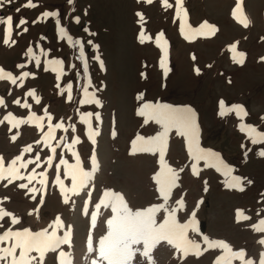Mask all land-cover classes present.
Listing matches in <instances>:
<instances>
[{"label":"rangeland","instance_id":"1","mask_svg":"<svg viewBox=\"0 0 264 264\" xmlns=\"http://www.w3.org/2000/svg\"><path fill=\"white\" fill-rule=\"evenodd\" d=\"M26 2L11 0L0 7V17H13L8 45L3 43L6 25L0 24V67L17 80L16 84L0 80V98L5 102L0 105V120L11 112L17 120L28 121L16 127L12 126L15 121L0 123V157L7 168L20 155L15 168L23 177L9 176L13 179L11 184L7 179L0 180V209L19 221L12 224L11 216L4 217L0 220L4 225L0 235L9 228L29 229L33 233L55 230L61 238L70 233L69 243L46 253L43 264H60L67 259L59 256L60 251L70 254L72 264H91L97 253L88 252L89 240L98 249L100 237L107 232L106 221L113 215L101 206L96 225L92 226L91 215L97 211L95 205L105 190L121 193L133 210L164 203L153 179L161 171L159 153L133 154V141L138 135L147 139L163 131L145 105L169 106L191 109L200 148L215 153L231 168V176L240 178L239 187L244 190L229 187L224 169L205 166L203 160L197 164L198 175H194L188 140L178 135L175 127L170 128L165 162L177 170L179 187L173 189L166 207H177L175 200L183 197L185 208L176 214L180 223L192 219L190 214L195 210V223L190 226L188 237L200 248L189 247L185 256L182 250L161 241L150 250L151 261L137 253L132 264H215L218 257H224L220 264H227L230 254L208 248L204 236L209 241L228 243L233 252L244 250L245 259L259 264L264 245L258 241L264 238V232H256L251 226L264 219V155H260L264 143H251L239 126L249 124L264 132V0H242V12L237 11L235 18L232 13L237 0H184V34L181 18L176 16L175 0H169L173 7L167 9L161 0L152 4L144 0H74L72 4L67 0H33L36 7H22ZM45 11H58L59 16L45 19ZM21 17L28 23L18 26ZM75 17H79V23ZM245 17L250 21L247 27L241 22ZM38 18L39 22L34 23ZM56 19L80 45L61 38ZM205 21L215 26L214 34L208 29L200 30ZM24 28L28 30L25 32ZM28 48L32 49L31 55ZM239 53H244L243 64L237 62ZM97 56L99 60L95 59ZM24 72L29 75L24 77ZM86 86L89 96L94 94L99 105L82 103L87 98ZM30 91L33 96L28 95ZM15 100L21 103H14ZM24 104L30 107H23ZM233 105H242L248 115L243 120L235 111L221 115ZM87 113L93 114L89 119L92 130L98 133L95 144L88 138V125L81 120ZM57 123L63 128H55ZM14 135L15 141L11 139ZM74 139L79 142L70 150L68 145ZM28 146L32 151L23 152ZM52 148L56 151L52 152ZM73 152L79 156L80 167L92 172L87 187L78 194L61 191V184L64 189H71L72 181L71 175L65 174L69 169L60 161L75 165ZM27 161L32 163L20 166ZM207 163L215 164L216 158ZM31 177L35 178L30 182ZM19 184H26L27 188L22 189ZM238 210L250 219L238 222ZM163 216L161 210L158 223ZM57 218L61 226H57ZM11 243H0V247ZM139 247L142 250V245ZM198 253L203 254L197 258ZM31 255L37 257L32 264H39V254ZM231 264L243 262L233 257Z\"/></svg>","mask_w":264,"mask_h":264},{"label":"snow or ice","instance_id":"2","mask_svg":"<svg viewBox=\"0 0 264 264\" xmlns=\"http://www.w3.org/2000/svg\"><path fill=\"white\" fill-rule=\"evenodd\" d=\"M5 2L10 3L11 0H0V7L3 6ZM69 4H72L74 0H67ZM147 4H152L154 0H144ZM163 6L167 8L173 7L169 0H161ZM184 0H175L176 6V16L177 18H181V11H183V15L187 16V10L183 7ZM242 0H237L236 8L233 10V17H236L237 11L242 12ZM37 5L33 3V0H27V2L22 5L25 8H33ZM17 12L20 11V8L16 9ZM138 16L143 19V15L141 13H137ZM58 11H45L42 14L43 18L48 17H58ZM34 23L39 22V18L37 21H33ZM75 22L79 23V17H75ZM245 27L248 26L250 21L247 20L245 17L241 21ZM28 21L21 17L18 22L19 25H25ZM0 24L6 25L4 28V36H3V43L5 45L9 44L12 27H13V17L7 16L6 18L0 17ZM56 25L58 33L60 34L61 38H67L69 42L74 43L75 45H80L79 40L73 41V38L68 35L67 30L64 27L60 26V20L56 19ZM208 29L212 34L215 33L217 30L215 26H210L207 21L203 22L200 26V30ZM28 29L24 28L26 32ZM86 30V29H85ZM185 24L183 19L181 18V33L184 34ZM189 31H192L189 26ZM163 34H161L162 36ZM185 38H189L186 36ZM144 37L142 35V41ZM12 43H15L13 40ZM91 43V41H88ZM232 49L235 50V45H232ZM28 54H32V49L28 48ZM167 55V51L165 49V56ZM240 59L237 61L240 64L244 63V53L238 54ZM80 57L83 60L84 52L83 48L81 47L80 50ZM96 60H99V57H95ZM235 59V57H234ZM261 59H264L262 57ZM37 63L39 61L37 60ZM55 63L59 64L60 61H55ZM163 65V62H162ZM101 62V67H102ZM17 67H23V65H17ZM88 65L84 63V71L87 74ZM198 71V70H197ZM29 75L28 72H24L23 76L27 77ZM59 79V76L57 77ZM0 80H8L12 84H16L17 80L11 72L5 71L2 67H0ZM90 85V81H89ZM72 85H68V90L70 92ZM85 100L82 103H95L97 105L100 104V101L96 99L95 95L92 94L89 96L88 94V87L84 88ZM29 96H33L34 92L30 91L28 93ZM68 99L71 100L72 97L69 94ZM37 103H39V98H36ZM4 99L0 98V105H4ZM14 103L20 104V100H15ZM221 108L224 109V102L221 101ZM23 107H30L28 104L22 105ZM145 109L149 111L151 119H153L156 123L160 124L163 128V131L157 134L156 136L150 137L145 139L144 137L137 136L136 140L133 141V154L137 151L139 152H147L156 154L159 153V163L161 165V171L158 172L154 177V181L159 186L158 192L160 197L163 198L164 203L154 204L144 209H131L127 202L125 201L123 195L121 193H116L111 190H105L103 193V197L96 203L95 208L96 212H93L91 215V223L92 226L95 227L97 222V217L101 206L105 209H110L111 213L113 214L110 219L106 221L107 225V232L105 235H102L99 239V247L98 249H94L92 246L91 239L89 240V247L88 252L97 253L95 258L91 260V264H132V261L136 257L137 253L140 256L148 258L151 261L152 257L150 255V250L158 245L161 241L167 242L168 245L173 246L177 251H183L184 255L188 254V248L192 247L195 249L200 248V244L197 243L195 240L189 239L188 237V230L190 226L195 223V216L196 212L193 210L191 212L192 219L187 220L184 223H180L177 219V212L182 211L185 208V202L183 197L181 196L179 199L175 200V204L177 207H172L169 209L166 207L167 202L173 195V189L178 188V174L177 170L170 167L165 162V149L167 145V138L170 128L175 127L177 129V134L184 136L188 140V154L190 158L194 161L192 164V172L194 175H198L197 172V164L200 161H205V166H213L216 167L217 170L224 169V174L228 177L226 181L229 187H239L240 185V178L239 177H232L231 176V168L227 165H224L222 161L216 157V154L209 151H205L204 149L200 148L197 138V129L195 125L194 113H192L191 109L186 110H178L172 109L169 106H163L160 108H153L151 105H145ZM235 111L237 116L243 120L245 116L248 115L246 110L242 105H233L229 108H226L224 111L221 112V115H226L228 112ZM141 115H145L144 111L140 112ZM92 113H87L85 116L81 117L83 123H86L89 128L88 138L95 144L94 137L98 135L97 132L92 130V125L90 122V117ZM96 119L99 120V114H95ZM261 119H264L262 117ZM5 121L12 122L15 121L13 127H16L22 123H28L25 120H17L16 117L9 112L6 116H4L3 120H0V123H4ZM240 130L245 132L246 135L251 140V143H264V132L258 131L255 126L249 124H241ZM55 128L60 129L63 128V124L57 123ZM74 130V129H73ZM51 135V132H49ZM13 141L17 139V136L14 135L11 137ZM78 139H74L72 144L68 145L69 149L71 150L76 143H78ZM137 142H140L139 147H137ZM31 146L25 147L23 152L28 153L31 152ZM56 149L52 148V152H55ZM260 155H264V152H261ZM73 156L76 157V164L75 165H67V162L61 160V164H65L66 167L69 169L66 172V175H71L72 187L71 189H64L63 185L61 184V191H72L74 194H78L79 191L85 187H87L90 177L92 176V172L85 171L83 168L80 167V159L76 152H73ZM216 158L215 164H208L207 161L210 158ZM40 157L37 156V160ZM93 166L95 165V157L92 158ZM21 160V156L17 155L14 159H12L7 168L4 166L3 157H0V180L7 179L8 184L13 183V179H23L19 175V170L15 168V165L18 161ZM52 157L48 158L49 164L51 163ZM28 163H32V161H27L22 163L21 167H27ZM34 171V169H33ZM179 171H183L180 169ZM43 175V173H41ZM12 176L13 179H9L8 177ZM35 177L30 178L34 179ZM57 182L60 183L59 177H57ZM41 184H44V181H40ZM206 183V182H205ZM250 184L251 181H248ZM7 186V185H5ZM19 187L24 189L27 188L26 184H19ZM240 191H243V187H239ZM264 195V194H262ZM35 199V196L32 197ZM4 199H8L5 197ZM65 203L68 202V197L65 196ZM43 203V201H41ZM163 210L164 216L162 220L158 223L157 222V214ZM12 217V224L18 223V219L10 212L4 211L0 209V220H3L4 217ZM250 217L244 215L241 211L238 210L237 212V221L240 220H249ZM57 226L60 225L59 218H57ZM4 225L0 224V228H3ZM256 232H264V219H261L258 224H253L251 226ZM195 231V229H193ZM204 241L208 244V248H219L225 250L227 254H230L227 264H231V258H237L243 262V264H255V262L249 258L245 259L246 253L244 250L233 252L231 247L228 243L222 240H213L209 241L207 236L203 237ZM11 240L12 243L8 247H0V264H32L34 260H37V257L32 256L31 253L36 252L39 254V264H43L45 254L48 252H55L60 249V246L63 244H67L70 241V233H65L63 238L58 237L56 235L55 230L49 233L47 230H42L40 232L33 233L29 229H23L22 231H13L11 228L5 230L2 235H0V243H4L6 241ZM259 244L264 245V238H261L258 241ZM142 245V250L141 246ZM17 249H19V254L17 255ZM205 249L204 251H207ZM203 253H198L197 258L199 255ZM60 257H67V259L60 261V264H72L70 254H67L63 251L59 252ZM224 257H218L215 264H220V261L223 260ZM259 264H264V253H261Z\"/></svg>","mask_w":264,"mask_h":264}]
</instances>
